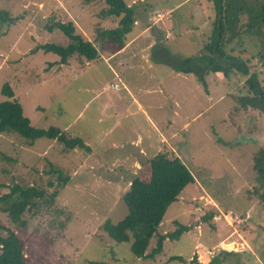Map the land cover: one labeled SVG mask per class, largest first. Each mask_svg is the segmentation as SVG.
<instances>
[{
  "label": "rangeland",
  "instance_id": "374dc122",
  "mask_svg": "<svg viewBox=\"0 0 264 264\" xmlns=\"http://www.w3.org/2000/svg\"><path fill=\"white\" fill-rule=\"evenodd\" d=\"M124 1L135 10L134 28L149 25L142 37L148 44H156L155 53L163 46L177 56L202 54L218 17L210 0ZM238 2L229 1L233 12ZM107 8L104 0H0V10L18 18L14 25L3 28L5 35L0 38V103L9 100L1 93L2 86L9 83L34 128H56L51 126L59 113L63 123H89L95 137L101 136L108 122L98 124L94 119L111 116L105 118L109 113L96 111V104H105L107 99L95 100L96 90L92 89L102 87L98 80L108 79L107 70L96 65L76 77L79 70L74 67L80 58L73 56L68 67L57 73V66L62 65L57 62L59 56L37 51V47L46 43L68 46L69 38L59 30L49 32L47 27L72 22L76 33L100 50L108 45L111 51L116 50V45L101 40L97 33L98 29L119 26L121 17L104 16ZM247 22L244 16L242 24ZM229 49L247 61L264 89V58L258 56L262 39L246 33ZM191 78L189 83L169 76L162 81L168 91L170 85L177 88L176 94L168 93L167 103L174 97L185 103L178 106V122L167 119L162 127L165 139L160 153L181 158L193 181L153 233L144 225L133 232L117 228L128 215L123 197L131 180L136 176L150 180L151 159L136 170L133 166L138 158H130L109 171L102 167L92 176L84 149H68L48 137L32 142L15 133H0V235L5 236L9 229L19 236L27 264H194L193 258L205 264L213 253L221 255L224 264H264V178L255 168L264 151V110L248 103L254 95L249 76L234 73L227 78L210 73L206 84L196 76ZM107 87L103 95L117 93L110 84ZM125 111L119 106L116 113L124 118ZM69 134L63 132L66 140L75 138ZM17 185L42 191L25 211L24 226L14 223L6 212L7 203L19 197L12 191ZM178 224L190 230L177 241L166 240L163 250L154 254L159 235L175 231ZM237 233L256 245L258 258L235 256L240 245L229 243L240 238ZM143 242L148 248L138 257L133 246L142 249L138 243ZM193 245L200 246L201 254H192L196 252ZM204 246L211 250L209 254ZM224 251L232 255L224 256Z\"/></svg>",
  "mask_w": 264,
  "mask_h": 264
},
{
  "label": "trees",
  "instance_id": "16d2710c",
  "mask_svg": "<svg viewBox=\"0 0 264 264\" xmlns=\"http://www.w3.org/2000/svg\"><path fill=\"white\" fill-rule=\"evenodd\" d=\"M84 1L91 3L102 0ZM104 1L108 6L106 11L103 12L104 16L121 17V20L119 26L114 29H98V36L101 40H110L117 48H121L125 44L126 35L132 31L136 22L135 10L127 5L124 0ZM229 1L210 0L218 17L211 36L204 44L202 54L189 57L177 56L167 48H163V46L155 53L157 47L155 46L152 58L178 73L193 74L203 84H206V76L210 73H220L227 78L234 73L249 76V89L254 95L248 98V103L264 110V89L260 85L258 75L255 72L251 74V68L247 61L233 55V50L229 49L236 38L251 33L262 39L263 49L258 56L263 60L264 0H239L234 12V5H231ZM244 16L248 19L245 25L242 24ZM17 21L18 18L13 17L8 11L0 10V38L5 35V32H2L3 28H9ZM47 29L49 32L59 30L71 41L68 46L46 43L37 47V51L43 50L46 53L58 55L60 64H67L73 56H78L82 65L101 59L100 50L93 42L85 40L82 35L76 33L74 23L57 22L49 25ZM1 93L9 100L0 103V133H15L32 142L48 137L64 143L68 149L81 148L84 151H90L89 147L80 138L66 140L60 129L52 128L47 131L34 128L31 121L24 116L23 107L15 99V92L9 83L2 86ZM150 167V180L145 182L137 176L133 177L130 188L123 197L128 215L118 224L117 228L122 232H133L140 225L151 228L152 233L157 231L169 207L177 201L178 196L187 184L193 181V175L183 160L177 156H170L165 152L153 157L150 160ZM255 168L264 178V151L256 161ZM12 191L18 193L19 197L16 201L7 203L6 212L14 223L24 226L23 216L25 211L33 204V201L36 202L42 191L33 186L22 187L18 185L14 186ZM189 230L190 227L178 224L175 231L159 235L154 254L163 250L166 240L177 241L183 233ZM6 232L5 236L0 235V245L2 246L0 264H27L23 241L14 231L6 229ZM151 237H148V239ZM141 244L142 249L139 250H136L133 246V252L138 257L143 256L148 248L147 242L138 243V246ZM222 255L227 256L230 254L224 251ZM193 260H195L194 264H200L196 258H193ZM209 264H224L222 256H214Z\"/></svg>",
  "mask_w": 264,
  "mask_h": 264
},
{
  "label": "crops",
  "instance_id": "0c3cea01",
  "mask_svg": "<svg viewBox=\"0 0 264 264\" xmlns=\"http://www.w3.org/2000/svg\"><path fill=\"white\" fill-rule=\"evenodd\" d=\"M148 30V24L142 27H133L132 31L127 34L129 37L125 40L123 47L116 50L112 49V51L110 50V45L107 46L109 48L108 51L106 46H104L103 50L98 48L101 54L100 60L87 62L85 65L79 63L74 67V71L76 69L79 70L76 77H80L86 71L96 67V65L98 68L101 66L102 69H106L108 72V79L98 80L99 85H102V87L96 86L95 89H92V91L96 90L93 95L95 100L107 99L105 104H96V111L109 113V116H105V118L111 116L108 119H104L97 114L98 118L94 119V122L98 124H106L108 122L101 136L95 137L96 131L89 127V123L84 126H78L76 123L71 122L63 123L64 120L61 119L59 113H56L57 120L52 121L53 125L51 124V127H56L62 132L70 133L69 135L72 137L82 139L89 147L90 151L87 152L90 159L88 168L92 176L96 171H100L102 167V170L109 171L112 166L125 164L130 158H138L133 166L136 170L138 167L142 168L145 161L147 162V160L160 153L162 141L165 139L162 127L166 124L167 119L172 120L175 118L176 121L178 120V106L185 103L184 101H177L175 97L172 99L171 96L172 102L167 103L166 96L168 93L177 92V88L174 85H170L168 91L167 86L162 81L169 76L173 80L182 79L189 83L194 75L178 73L169 66L153 59V49L156 44H148V40L142 37ZM157 59L160 60L159 58ZM57 62H59V59ZM68 63L57 66V73L63 72L68 67ZM133 80L137 81L134 82ZM109 84L111 90L117 93L112 96L103 95L105 90H109V87H107ZM114 84H119V88L113 89L112 85ZM120 90H123L121 94L118 93ZM15 98L17 100L16 93ZM119 106L124 107L126 109L125 112H128L124 118H121L116 113ZM86 122L89 121L87 120ZM101 132H103V128L99 131V133ZM172 136L175 137L177 135L172 133ZM86 141L89 142L86 143ZM127 148L132 150L127 151ZM128 152H133V154H128ZM105 179L108 184L110 180L107 177ZM242 220H246V218ZM237 234L241 239L237 237L239 239L229 243V245L235 246L238 244L241 246H237L238 249L236 250L238 253L235 254L246 258L248 256H252L254 259L258 258L256 245L254 246L253 242L247 241L242 234ZM193 246V250H196V252L192 254H201L200 246ZM203 248L207 250V253L211 251L205 246ZM215 248L216 246H212V249ZM214 255L215 253H213V257ZM211 260L207 259L205 264H209Z\"/></svg>",
  "mask_w": 264,
  "mask_h": 264
},
{
  "label": "built area",
  "instance_id": "2783aa9c",
  "mask_svg": "<svg viewBox=\"0 0 264 264\" xmlns=\"http://www.w3.org/2000/svg\"><path fill=\"white\" fill-rule=\"evenodd\" d=\"M119 86H120L119 84H114V85H112V88H113V89H118Z\"/></svg>",
  "mask_w": 264,
  "mask_h": 264
}]
</instances>
